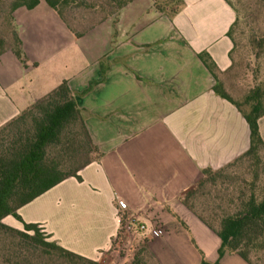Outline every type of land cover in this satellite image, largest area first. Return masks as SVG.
<instances>
[{
	"label": "crops",
	"instance_id": "0c3cea01",
	"mask_svg": "<svg viewBox=\"0 0 264 264\" xmlns=\"http://www.w3.org/2000/svg\"><path fill=\"white\" fill-rule=\"evenodd\" d=\"M13 16L25 60L15 45L0 51V126L67 80L99 152L80 171L81 182L66 178L21 206V218L62 247L102 262L119 231L123 201L145 224L133 235L147 240L155 264L215 262L220 238L182 198L203 169L221 168L250 143L246 120L215 93L216 79L199 56L208 54L232 98L244 94L248 86L232 83L229 73L227 31L235 12L227 1L183 0L169 16L152 0H132L102 23L107 44L88 58L73 46L82 36L44 0ZM39 71L28 93H20L19 82ZM258 126L264 141V115ZM219 264L249 263L226 252Z\"/></svg>",
	"mask_w": 264,
	"mask_h": 264
},
{
	"label": "trees",
	"instance_id": "16d2710c",
	"mask_svg": "<svg viewBox=\"0 0 264 264\" xmlns=\"http://www.w3.org/2000/svg\"><path fill=\"white\" fill-rule=\"evenodd\" d=\"M44 1L62 18L60 9L70 0ZM130 1L132 0L121 2L118 6L119 9ZM176 1L179 6L183 3V0ZM38 3L39 0H14L11 10L15 11L19 7L31 9ZM227 3L230 5L228 1ZM154 8L169 16L179 10L172 6L166 7V3L157 4ZM231 8L233 9L232 6ZM237 19L235 15V20L227 31V36L233 43L230 52L231 67L234 64L232 55L235 49L232 29ZM13 39L15 46L12 50L24 62L25 56L20 48V41L15 30ZM199 56L216 79L213 87L215 93L234 104L246 120L250 130V143L245 152L221 168L203 169L199 182L183 195L182 200L220 238L218 259L213 263L202 259L199 264H219L220 258L226 252L237 254L247 263L253 264L249 252L253 249L264 248V193L261 196L257 194L255 179L247 182V192L240 189L236 198H228L227 202L234 205L232 211H224L220 216L211 212L213 217H217L215 226L208 216L190 203V199L199 192L198 190L206 178L220 175L241 161L251 160L255 165L259 163L260 152L264 149V141L258 126V119L264 115V80H260L258 76H254L252 80H242L243 82L241 81L239 84H246L248 88L242 96L234 99L217 79L214 72L215 64L208 54L201 53ZM243 106H247L248 110H244ZM81 152L99 156L67 80H62L50 92L0 126V242L3 241V236L10 238V241L1 242L6 248L9 249L10 246L14 248L20 243H24L34 248L39 247L51 262L101 264L99 261L75 253L62 247L56 241L50 240L51 235L45 232L39 224L24 222L17 212L19 207L68 177H74L81 182L80 171L96 159L90 157L74 169L69 168L70 162ZM254 176L256 177L257 174L255 173ZM217 208L219 207L217 206ZM7 215H12L20 220L23 225L22 229L5 224L3 218ZM135 260L131 264H140ZM145 262L146 264H155L148 253Z\"/></svg>",
	"mask_w": 264,
	"mask_h": 264
},
{
	"label": "rangeland",
	"instance_id": "374dc122",
	"mask_svg": "<svg viewBox=\"0 0 264 264\" xmlns=\"http://www.w3.org/2000/svg\"><path fill=\"white\" fill-rule=\"evenodd\" d=\"M13 1L0 0V51L7 46L14 45V11L11 10ZM124 1L70 0L67 5L61 7V16L67 26L76 35L82 36L80 41L73 46L76 51L83 54V57L88 58L89 55L99 50L98 48L101 45L107 44L106 40H108V37L105 35L106 25L102 23L109 22V18H116L121 10L118 6ZM152 1L153 6L166 3V7L172 6L178 9L181 7L176 0ZM227 1L235 10V15L238 18L232 29V37L235 41V49L232 55L234 64L229 70L230 75L234 78L232 83H240L242 80L247 79L252 80L254 76H258L260 80H264V0ZM94 26H96L95 30L85 35ZM40 75L41 71L37 75L30 74L25 81L23 78L18 84V91L20 93H28L29 83L31 80L35 81L38 79ZM242 104L245 105L244 103ZM243 109L248 110V107L243 106ZM90 157L97 158V155L81 152L70 162L69 168L74 169ZM255 173L257 174L256 177L254 176ZM253 179L256 182L257 194L259 196L263 195L264 149L260 152V161L257 165L253 164L251 160L241 161L220 175L206 178L204 184L199 188V192L190 199V203L208 216L215 226L217 225V217H213L211 212L217 213L220 216L224 211H232L234 205L227 202L228 198H236L235 196L240 189L247 192V182ZM22 220L24 221L23 218ZM3 221L10 226L20 227L22 225V222L12 215L5 216ZM119 231L121 230L119 229ZM119 231L114 238L111 249L106 252V257L101 264H113L115 262L116 264H131L135 258V261H138V263L146 264L147 240L142 241L137 239L133 234L121 233ZM2 239L3 241L1 242L10 241V238L5 236ZM50 240L52 239L50 238ZM1 242L0 264H59L58 261L51 262L47 259L39 247L34 248L20 243L18 246L14 248L10 246L8 249ZM249 257L253 264H264V248L251 250Z\"/></svg>",
	"mask_w": 264,
	"mask_h": 264
},
{
	"label": "built area",
	"instance_id": "2783aa9c",
	"mask_svg": "<svg viewBox=\"0 0 264 264\" xmlns=\"http://www.w3.org/2000/svg\"><path fill=\"white\" fill-rule=\"evenodd\" d=\"M119 229L121 233L133 234L137 230H144L145 224L141 223L136 213H127V204L123 201L118 202Z\"/></svg>",
	"mask_w": 264,
	"mask_h": 264
}]
</instances>
